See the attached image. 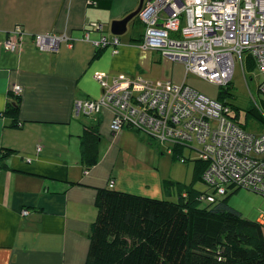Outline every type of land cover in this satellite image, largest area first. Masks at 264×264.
<instances>
[{"label":"crops","instance_id":"crops-1","mask_svg":"<svg viewBox=\"0 0 264 264\" xmlns=\"http://www.w3.org/2000/svg\"><path fill=\"white\" fill-rule=\"evenodd\" d=\"M138 2L111 0L109 8H100L88 0H0V264H85L98 189L114 180L109 188L151 194L149 188L146 193L140 190L148 185L132 173L115 170L118 136L109 127L112 111L80 115L87 119L82 122L74 112L76 100L101 97L103 88L94 74L109 80L144 77L139 68L142 32L134 33L129 43L118 36L117 46L104 48L92 43L99 33L84 38L88 22L121 19ZM91 7L104 14H94ZM16 25L25 32L20 49L5 51L2 41ZM38 33H65L69 44L40 51L33 43ZM105 34L110 38L108 31ZM183 71L181 82L187 76ZM14 85L20 86L18 93ZM7 106L13 108L15 120L5 114ZM96 124L102 138L98 159L85 170L79 135L85 125ZM106 132L115 136L100 153ZM7 148L13 151L2 156Z\"/></svg>","mask_w":264,"mask_h":264},{"label":"built area","instance_id":"built-area-1","mask_svg":"<svg viewBox=\"0 0 264 264\" xmlns=\"http://www.w3.org/2000/svg\"><path fill=\"white\" fill-rule=\"evenodd\" d=\"M137 18L143 29L140 48L181 62L186 74L216 86H227L235 64L243 67V56L250 57L258 70V91L264 99V0H143ZM106 31L102 22H92L84 29V38L97 32L99 38L92 41L96 48L117 46L118 36L109 38ZM24 34L21 26H14L2 41L3 49L18 51ZM69 40L65 33L33 35L40 51H55ZM93 78L103 93L98 99L76 100L75 115L91 117L109 108L112 133L140 131L172 153L176 147L191 150L198 142V161L205 164L203 192L208 201L237 188L264 196V131L251 132L234 119L227 98L205 94L187 81L153 82L140 75L109 80L104 74H94ZM13 91L18 93L20 86L14 85ZM113 184L114 180L108 181L109 187ZM258 223L264 229V215Z\"/></svg>","mask_w":264,"mask_h":264},{"label":"trees","instance_id":"trees-1","mask_svg":"<svg viewBox=\"0 0 264 264\" xmlns=\"http://www.w3.org/2000/svg\"><path fill=\"white\" fill-rule=\"evenodd\" d=\"M91 1L100 8L111 4V0ZM132 21L141 24L137 17ZM229 84L219 86L221 98H217L228 99L234 119L240 122ZM11 110L7 106L5 114L15 120ZM246 114L264 126V99L259 106L248 105ZM100 138L97 124L85 125L79 135L80 163L85 170L97 162ZM11 151L7 148L2 156ZM172 154L183 160L181 148ZM204 166L199 175L194 171L193 181L203 183ZM162 188L166 198L99 188L85 264H264V229L230 206L228 196L208 201L192 184L172 180H164Z\"/></svg>","mask_w":264,"mask_h":264},{"label":"rangeland","instance_id":"rangeland-1","mask_svg":"<svg viewBox=\"0 0 264 264\" xmlns=\"http://www.w3.org/2000/svg\"><path fill=\"white\" fill-rule=\"evenodd\" d=\"M137 6L138 3L134 9ZM91 8L94 14H104V10L95 7ZM99 21L105 23V27L108 29L109 35H111L109 31L111 20L99 19ZM91 22L93 21L88 22V24ZM142 30L141 24H138L137 21H131L127 24L126 32L119 35V39L121 42L129 43L132 41L131 37L133 34L135 33L137 35ZM248 59L251 58L245 57V55L243 56V67H241L239 62L235 64L229 85L235 92L236 107L239 110V121L244 123L249 131L261 132L264 131V126L246 114V107L248 105L259 106L260 100L263 98V95L258 91V84L260 82L258 70L254 61L252 59L248 61ZM139 68L143 76L153 82L169 79L174 82H181L184 76V68L181 62H173L169 58L161 56L158 52L146 49L141 52ZM186 81L199 91L213 97H218L219 86L191 73L187 74ZM76 120L82 122L87 119L79 116L76 117ZM116 134L118 139H114L117 141V146L114 150V155H117L114 162L115 170L119 174L121 171L132 173L139 181L147 184V187L144 186V189L142 188L140 190L146 193V188H149L151 194L147 193L143 195L166 198L167 195L162 188L164 180L192 184L194 188L201 191L206 189V186L200 180H192L194 171L199 175L205 165L199 161L197 162V168H195L199 155L198 151L201 149V144L198 142L192 144L193 148L191 150L182 151V156L187 159L179 161L173 157L171 150H168L166 146L160 145L156 140L150 139L140 131L136 132L131 129H123ZM112 135L115 136L114 134L106 132V138L100 144V153L106 147L109 148V141L113 137ZM111 177H116V174H112ZM225 196H228V204L250 221H257L264 215V196L251 189H235L225 195L218 196V199H222ZM174 197L175 193L170 198L174 199Z\"/></svg>","mask_w":264,"mask_h":264},{"label":"water","instance_id":"water-1","mask_svg":"<svg viewBox=\"0 0 264 264\" xmlns=\"http://www.w3.org/2000/svg\"><path fill=\"white\" fill-rule=\"evenodd\" d=\"M143 0H139L138 6L133 11L129 12L127 15H125L121 19L112 20L110 22V33L115 36L122 35L127 30V24L131 22L138 14L141 6H142Z\"/></svg>","mask_w":264,"mask_h":264},{"label":"bare ground","instance_id":"bare-ground-1","mask_svg":"<svg viewBox=\"0 0 264 264\" xmlns=\"http://www.w3.org/2000/svg\"><path fill=\"white\" fill-rule=\"evenodd\" d=\"M137 17V16H136Z\"/></svg>","mask_w":264,"mask_h":264}]
</instances>
